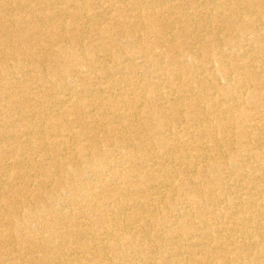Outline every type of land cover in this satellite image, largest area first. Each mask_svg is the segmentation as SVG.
Listing matches in <instances>:
<instances>
[{"label":"bare ground","instance_id":"obj_1","mask_svg":"<svg viewBox=\"0 0 264 264\" xmlns=\"http://www.w3.org/2000/svg\"><path fill=\"white\" fill-rule=\"evenodd\" d=\"M0 264H264V0H0Z\"/></svg>","mask_w":264,"mask_h":264}]
</instances>
